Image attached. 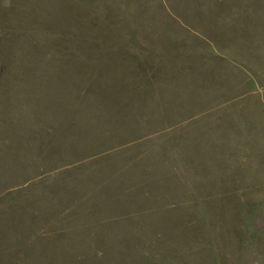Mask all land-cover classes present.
<instances>
[{"label": "rangeland", "instance_id": "rangeland-1", "mask_svg": "<svg viewBox=\"0 0 264 264\" xmlns=\"http://www.w3.org/2000/svg\"><path fill=\"white\" fill-rule=\"evenodd\" d=\"M206 50L263 121L264 0H0V264H264V142L169 102Z\"/></svg>", "mask_w": 264, "mask_h": 264}, {"label": "crops", "instance_id": "crops-1", "mask_svg": "<svg viewBox=\"0 0 264 264\" xmlns=\"http://www.w3.org/2000/svg\"><path fill=\"white\" fill-rule=\"evenodd\" d=\"M206 51L209 55L215 56V59L202 60L201 56L203 57L206 53L203 54L202 51H198L199 59L196 61L193 60L186 68H184L185 66L183 67L184 70L181 72L184 75H181L182 80L178 83V85L174 86V88L169 86V102L172 104V102L176 101L175 104H177V109L181 113L188 112L187 110L189 109L191 110V114L189 116H185L186 118H184L187 126L183 127L191 128L192 134L195 133L196 130L204 132L205 134H200L201 139H199V142L202 143L203 138L207 136V134H210V136H216L214 138L217 140L219 139L218 141H215V143H223V138L227 139L230 137L231 139L228 142L236 145H242L243 150L246 152L247 145L249 143L257 141L260 143L264 142V120L253 121L250 124L243 123L242 125L233 123L229 124L228 121V126L224 130L222 122L220 121L219 123L217 118L221 120V111H223L229 103L236 101L235 98H230L229 100L224 101V96L235 97V93L232 95L230 87L226 86V80L229 78L227 74L233 73L231 67L232 62L224 59L222 52L218 53L210 52L208 50ZM190 74L192 75L190 76ZM252 91L241 93L238 97H245L247 94L251 95V93L254 94ZM173 92L175 95L172 97ZM174 99L175 101H173ZM180 116H182V114ZM239 127H243V133L242 129ZM232 128H236V130H232ZM223 132L228 133L224 135ZM186 140L188 141V137ZM250 159L256 160L259 158H257L255 154L251 153ZM260 159L263 160V158ZM184 164L187 165L185 162Z\"/></svg>", "mask_w": 264, "mask_h": 264}]
</instances>
